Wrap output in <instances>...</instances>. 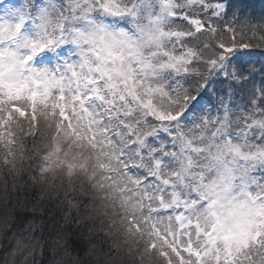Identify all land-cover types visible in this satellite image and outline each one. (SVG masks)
<instances>
[{
    "label": "snow or ice",
    "instance_id": "1",
    "mask_svg": "<svg viewBox=\"0 0 264 264\" xmlns=\"http://www.w3.org/2000/svg\"><path fill=\"white\" fill-rule=\"evenodd\" d=\"M126 11L122 0H0V41L10 42L0 43V172L14 177L21 227L43 233L51 226L44 213H52L34 202L35 192H20L57 177L68 186L80 178L139 264H264V177L243 180V199L231 202L225 217L217 200L190 195L179 187L182 177L164 175L173 133L204 123L209 106L237 116L244 141L264 131V15L256 19L235 0H163L175 47L164 65L169 82L138 97L153 125L144 140L123 104L82 63L34 66L51 63L74 15L116 19ZM8 191L5 185V197ZM57 235L63 243L65 234ZM73 235L79 254L84 237Z\"/></svg>",
    "mask_w": 264,
    "mask_h": 264
},
{
    "label": "clouds",
    "instance_id": "2",
    "mask_svg": "<svg viewBox=\"0 0 264 264\" xmlns=\"http://www.w3.org/2000/svg\"><path fill=\"white\" fill-rule=\"evenodd\" d=\"M122 3L127 11L116 19L104 13L74 15L63 43L50 53L51 63L34 66L54 69L65 59L82 63L84 71L101 82L102 91L123 104L122 111L132 116L138 137L146 140L153 125L138 107V97L142 98L149 86L162 88L169 82L164 65L175 47L171 33L176 29L162 11L163 0ZM12 6L6 4L5 8ZM0 43L4 47L10 44L8 40ZM237 125V116L209 106L204 123L186 125L173 133L175 145H169L168 151L170 165L164 168L165 176L182 177L179 187L185 192L206 193L217 200V211L225 217L231 202L243 199V180L264 177V131L257 130L244 141L239 138ZM232 146L239 148V155ZM229 177L231 187L226 189ZM15 179L19 186L22 178ZM13 180V176L0 172V264H135L128 251L114 250L109 217L87 181L77 178L68 186L57 177L55 184L41 181L19 193L31 197L35 192L39 200L33 198L34 202L51 210V216L44 213L51 226L42 233L21 227L22 221L13 210L18 198ZM5 185L9 189L7 197L3 193ZM58 232L65 234L63 243ZM73 233L84 237L86 250L79 254L72 250L70 239L76 238Z\"/></svg>",
    "mask_w": 264,
    "mask_h": 264
},
{
    "label": "rangeland",
    "instance_id": "3",
    "mask_svg": "<svg viewBox=\"0 0 264 264\" xmlns=\"http://www.w3.org/2000/svg\"><path fill=\"white\" fill-rule=\"evenodd\" d=\"M115 219V217H113ZM111 230H112V236L117 240V243L124 245L128 248V245L126 243H123V234L122 230H113V225L111 224ZM141 245H137V247H140ZM135 264H139V257H134ZM155 264V262H153Z\"/></svg>",
    "mask_w": 264,
    "mask_h": 264
},
{
    "label": "trees",
    "instance_id": "4",
    "mask_svg": "<svg viewBox=\"0 0 264 264\" xmlns=\"http://www.w3.org/2000/svg\"><path fill=\"white\" fill-rule=\"evenodd\" d=\"M235 3L238 6H240L241 4H249L252 9H254L256 6L264 7V0H235Z\"/></svg>",
    "mask_w": 264,
    "mask_h": 264
},
{
    "label": "bare ground",
    "instance_id": "5",
    "mask_svg": "<svg viewBox=\"0 0 264 264\" xmlns=\"http://www.w3.org/2000/svg\"><path fill=\"white\" fill-rule=\"evenodd\" d=\"M0 191H2V189H0ZM113 241H114V242H117L116 239H114ZM120 247H121V249H124V250L128 251V248H127L126 246L121 245Z\"/></svg>",
    "mask_w": 264,
    "mask_h": 264
}]
</instances>
